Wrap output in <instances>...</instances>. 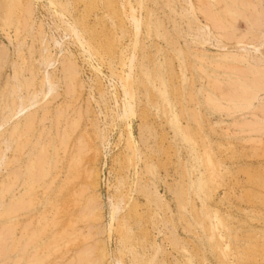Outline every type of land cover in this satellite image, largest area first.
<instances>
[{
	"label": "rangeland",
	"instance_id": "1",
	"mask_svg": "<svg viewBox=\"0 0 264 264\" xmlns=\"http://www.w3.org/2000/svg\"><path fill=\"white\" fill-rule=\"evenodd\" d=\"M0 98V264H264V0H0Z\"/></svg>",
	"mask_w": 264,
	"mask_h": 264
},
{
	"label": "bare ground",
	"instance_id": "2",
	"mask_svg": "<svg viewBox=\"0 0 264 264\" xmlns=\"http://www.w3.org/2000/svg\"><path fill=\"white\" fill-rule=\"evenodd\" d=\"M134 17H135V16H134ZM134 17H133V18H134ZM133 18H132V19H133ZM135 18H136V17H135ZM133 20H134V19H133ZM136 20H137V19H136ZM136 20H134V21H136ZM134 21H133V22H134ZM135 23H138V25H139V23H141V21H140V22H139V21H138V22L136 21ZM135 23H134V25H135ZM136 25H137V24H136ZM140 25H141V24H140ZM140 25H139V26H140ZM137 27H138V26H137ZM137 29H138V28H137ZM224 47H225V46H224ZM222 48H223V47H222ZM257 73H258V72H257ZM256 75H257V74H256ZM256 75H255V76H256ZM258 75H259V73H258ZM262 76H263V75H262ZM128 78H129V76H128ZM259 79H260V78H259ZM127 80H128V79H127ZM129 81H130V79H129ZM257 81H258V79H257ZM259 81H260V80H259ZM247 82H248V81H247ZM252 83H253V82H252ZM260 83H261V82H260ZM240 85H243V84H240ZM240 85H239V87H240ZM244 87L247 88L246 84H245ZM244 87H242V88H244ZM249 87H251V85H250V86L248 85V88H249ZM254 87H255V86H254ZM261 88H262V86H261ZM251 89H252V87H251ZM251 89H248V91H247V92H249V93H248L249 95H251V91H250ZM238 90H239V91H242L241 88L238 89ZM245 90H247V89H245ZM50 91H51V90H50ZM252 91H253V90H252ZM256 91H257V90H256ZM247 92H244V94H247ZM257 92H258V91H257ZM260 92H261V90H260ZM242 93H243V91H242ZM253 93H254V92H253ZM244 94L242 95L243 98L246 96V95H244ZM255 94H256V93H255ZM249 95H248V96H249ZM257 95H258V94H257ZM257 95L254 97V100L256 99ZM5 96H6V95H5ZM5 96H4V97H5ZM248 96H246V98H248ZM251 96H252V95H251ZM253 96H254V94H253ZM5 98H6V97H5ZM5 98H4V100L6 101V99H8V98H6V99H5ZM19 98H20V97H19ZM0 99H1V98H0ZM20 99H21V98H20ZM238 99H240V98H238ZM241 99H242V98H241ZM248 99H251V97H249ZM254 100H253V101H254ZM0 101H1V100H0ZM2 101H3V99H2ZM5 101H4V102H5ZM7 101H8V100H7ZM242 101L245 102V100L242 99V100H241V103H242ZM251 101H252V99H251ZM209 102H210V101H209ZM2 103H3V102H2ZM18 103H19V102H18ZM241 103H238V104L236 103V104H237V108L239 107V104H240V106H241ZM245 103H246V102H245ZM245 103H244V104H245ZM251 103H252V102H250V103L248 102V104H250V105H251ZM7 104L9 105L10 103H9V102H8V103L6 102V103H5V106L3 105V106H4V109H5V108H9V109H10V107H6ZM0 105H1V104H0ZM8 105H7V106H8ZM16 105H17V104H16ZM16 105H15V106H16ZM233 105L235 106V104H233ZM3 106H2V107H3ZM18 106H19V107L16 109V111H13V112H14L13 115H14L15 117H16V116L19 117V115L23 112V109H24V107H23L21 104H18ZM245 106H247V104L244 105V107H245ZM241 107H242V106H241ZM241 107H240V108H241ZM248 107H250V106L248 105ZM246 108H247V107H246ZM246 108H245V109H246ZM129 109H130V108H129ZM14 110H15V107H14ZM127 110H128V109L125 110L126 113H127V114L130 113L131 109H130V111H127ZM218 110H219V109H218ZM238 110H239V108H238ZM1 111H2V109H1V106H0V115H1ZM4 111H6V110H4ZM4 111H3V112H4ZM7 111H8V109H7ZM8 113H9V111H8ZM3 114H4V113H3ZM3 114H2V117H3V118H5V116L8 115V114H7V115L4 114L5 116H3ZM127 114H126V116H127ZM124 115H125V114H124ZM11 116H12V114H11ZM11 116H10V118H12ZM2 117H1V119L3 120ZM7 119H9V118L7 117ZM10 120H11V119H10ZM0 121H1V120H0ZM4 121H5V120H4ZM8 121H9V120H8ZM3 123H4V122H3ZM5 123H6V122H5ZM0 126H2L1 123H0ZM2 127H3V126H2ZM243 127H244V126H243ZM254 127H255V126H254ZM251 128H253V127L251 126ZM239 135H240V134H239ZM6 151H7V150H6ZM2 158H3V156H2ZM0 162H1V161H0ZM19 176H21V175H19ZM22 181H23V180H22ZM21 183H22V182H21ZM13 185H14V184H13ZM16 185H17V184H16ZM21 186H23V185H21ZM21 186H20V187H21ZM11 187H13V189H11V190H12V193L15 192V191H14V187L16 188V191H17V187H16L15 185H14V186H11ZM20 187H19V185H18V188H20ZM9 190H10V189H9ZM11 190H10V191H11ZM19 190H20V189H19ZM18 193H19V191H18ZM21 194H22V193H21ZM12 196H14V194H12ZM12 198H13V197H12ZM14 198H15V196H14ZM12 200H13V199H12ZM20 201H21V200H20ZM3 204H4V203H3ZM1 205H2V204L0 203V206H1ZM5 205H6V204H5ZM3 207H4V206H2L1 209H2ZM7 209H8V208H7ZM7 209H6V210H7ZM6 210H5V212H6ZM9 210H11V209H9ZM11 212H12V214H14V213H13L14 211H11ZM11 212H9V214H11ZM15 212H16V211H15ZM7 213H8V212H7ZM3 214H4V213H3ZM3 214H0V215L2 216ZM5 214H6V213H5ZM14 216H15V214H14ZM15 217H16V216H15Z\"/></svg>",
	"mask_w": 264,
	"mask_h": 264
}]
</instances>
